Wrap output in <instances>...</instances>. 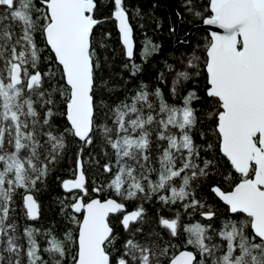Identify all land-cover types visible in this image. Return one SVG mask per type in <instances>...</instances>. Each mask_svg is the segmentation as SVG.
<instances>
[{"label": "snow or ice", "instance_id": "1", "mask_svg": "<svg viewBox=\"0 0 264 264\" xmlns=\"http://www.w3.org/2000/svg\"><path fill=\"white\" fill-rule=\"evenodd\" d=\"M188 7L205 25L222 30L210 33L203 56L191 53L187 67L198 69L202 63L206 70V96L212 105L207 116L215 120L220 153L240 176L230 190L214 186L212 191L236 219L225 221L212 235L211 225L183 226L188 233L186 243L195 252L180 250L171 240L162 242L154 231L146 232L143 206L128 212L123 201L149 199L161 191L171 193L160 195L163 203L188 200L192 195L190 182L206 177L213 165L211 160H203V167L197 163L201 146L192 136L198 121L192 105L200 97L189 92L183 106L176 107L156 89L152 95L159 100L157 107L144 86L131 103L111 110L113 127L98 125L95 70L99 62L93 44V30L102 23L95 18L98 0H40V6L35 0H0V264H25V257L26 264H64L65 241L52 237L48 247L41 249L38 230L26 228L25 249L18 242L10 212L14 211L17 189H25V214L32 220L38 218L39 206L32 190L49 175V165L62 154L68 135L84 145L93 144L99 136L115 151L120 165L108 184L119 201H85L88 189L82 160L77 161L78 178L63 182L67 191L83 193L73 197L69 205L75 213H83L82 219L70 217L77 225L75 237L67 234V241L76 248L71 264H163L162 258H167V264H205L206 258H211V264H264V0H209L207 15L196 9L195 0H188ZM112 18L118 22L126 56L131 60L133 29L125 0H113ZM9 21L19 25V33ZM37 35L54 55L59 80L64 82L61 88L52 85L57 79L55 70L41 69L46 58ZM100 46L105 45L101 42ZM152 49L158 50V46L152 45ZM144 55H149L148 48ZM132 67L135 75L139 66ZM168 68L174 70L171 65ZM190 79L188 71L176 72L173 93L176 85ZM57 97L64 101L62 112L57 108ZM58 114L66 118L67 125L54 133ZM153 132L158 141L167 144L159 156L158 169L151 166ZM104 171L113 169L105 164ZM153 172L158 176L155 181L151 179ZM177 179L182 181L179 187L174 183ZM197 206L203 207L194 199L184 205L185 210ZM117 213L127 233L122 251L116 248L117 236L109 220ZM202 215L211 220L216 214L206 211ZM159 223L171 237L180 235L179 216L161 217ZM140 234L143 240L136 238ZM214 236L225 243H214ZM42 252L48 253L49 259Z\"/></svg>", "mask_w": 264, "mask_h": 264}, {"label": "trees", "instance_id": "2", "mask_svg": "<svg viewBox=\"0 0 264 264\" xmlns=\"http://www.w3.org/2000/svg\"><path fill=\"white\" fill-rule=\"evenodd\" d=\"M37 6H40V0H35ZM209 0H195L197 10L207 15ZM125 7L128 11L129 20L133 28L135 40V52L133 59L126 57L117 24L112 18L113 0H98V9L95 18L102 21L93 30L95 54L98 58L99 67L95 70L96 88L95 99L97 103L98 125L107 124L113 127V121L110 118L111 110L121 103H131L132 97L146 86L150 93L149 99L158 107L159 100L155 95L156 89H160L165 101L176 107L183 106V98L189 92H195L200 100L193 101V107L196 109L198 121L196 127L192 130L194 141L201 146V152L197 163L203 167V160L213 161V165L208 169L206 177L198 176L190 182L189 191L191 196L188 200L177 201L175 204L163 203L160 195L170 196V191H161L152 194L149 199H137L123 201L128 212L133 211L142 205L144 209L145 231H154L159 234L160 240L166 242L171 240L172 244L177 245L180 250L196 251L191 245H187L188 233L183 231V226L211 225L209 234L213 231H220L227 220H235L236 217L228 212L226 205L212 191L214 186H221L225 190H230L231 186L240 179L238 173L232 169L230 163L219 151V141L214 133L216 123L214 119H209L207 114L212 110L209 98L206 96V70L201 63L198 69L188 68L187 61L191 53L195 51L197 55L203 56V48L209 37L206 30L201 29L203 18L194 16L189 11L188 0H125ZM177 21L176 28V18ZM14 30L19 33V25L15 21H9ZM199 28L191 35L193 28ZM190 38L185 41V38ZM37 42L43 48V54L46 59L41 64L42 70L53 69L56 73V80L52 85L57 88L64 86V82L59 80L58 66L53 63L54 55L51 54L43 45L42 37L37 35ZM105 45L100 46V43ZM151 42V44H149ZM152 45L158 46V50H153ZM149 49V55L145 57L144 50ZM133 64L139 66V71H135ZM171 65L174 70L170 71ZM188 71L191 79L181 81L176 85L177 91L173 93V81L176 78V72ZM199 71V75L195 73ZM57 108L59 112L64 110L63 99L57 97ZM145 109V114H147ZM107 114V116L105 115ZM67 125L66 118L62 115L55 117L54 133L62 132ZM178 133V130H173ZM115 136V133H113ZM152 145L150 148L151 166L159 168V156L166 142L158 141L156 134H152ZM66 147L58 160L49 165V175L42 182H38L32 193L39 206L38 219H29L23 207V196L25 189H17L14 197L13 208L10 212V218L17 225L16 235L19 237V243L27 248L26 228L37 229V240L41 249L48 247V241L52 237L65 241L67 255L64 264H71V257L76 248L67 241V234L71 232L75 237L77 235V225L70 219L75 216L82 219V213H75L69 205L73 202V197L81 196L79 192L67 193L63 190L62 184L67 180H73L76 176L77 161H83V170L86 177V188L88 195L84 196L85 201L90 198L99 197L102 200L113 198L120 200L113 189L108 187L114 174L119 169L115 151L105 142L96 136L93 144L84 145L76 137L66 136ZM211 145V147H208ZM81 148L83 151L81 152ZM110 164L113 171L105 172L104 165ZM190 174V173H189ZM153 181L158 179L156 172L151 174ZM175 186L182 185V181L177 179ZM94 188H101L100 192L93 191ZM198 200L203 207L188 208L184 205L191 200ZM206 211L215 212V216L208 220L202 213ZM179 216L181 223L180 235L171 237L169 231L159 223L160 218L175 219ZM121 214L111 216L110 224L117 236L116 248L122 251V245L127 238V233L121 224ZM243 219V217H241ZM143 240V234L136 237ZM214 243L223 244L219 236H214ZM163 246V244H162ZM172 250L170 249V252ZM45 259H49L48 253H43ZM119 254V253H117ZM198 259L200 258L197 253ZM163 264H167V258H162ZM26 264V257H25ZM51 264V262H50ZM205 264H211V258H206Z\"/></svg>", "mask_w": 264, "mask_h": 264}, {"label": "water", "instance_id": "3", "mask_svg": "<svg viewBox=\"0 0 264 264\" xmlns=\"http://www.w3.org/2000/svg\"><path fill=\"white\" fill-rule=\"evenodd\" d=\"M114 19V18H113ZM115 20V19H114ZM179 20V17L177 16V18H176V28L178 27L177 26V21ZM116 22V24H117V29H118V22L117 21H115ZM129 22H130V20H129ZM131 24V23H130ZM133 29V28H132ZM197 29H199V28H193L192 30H191V32H190V35L194 32V31H196ZM201 29H203V30H206L208 33H209V35H210V33L212 32V31H220V32H222V30L221 29H218L216 26H209V25H205L204 23L202 24V26H201ZM118 32H119V29H118ZM119 34H120V32H119ZM190 35L189 36H187L186 38H185V41H187V39H189L190 38ZM120 38H121V42H122V37H121V34H120ZM133 40H134V34H133ZM122 45H123V42H122ZM123 48H124V51H125V54H126V48H125V46L123 45ZM134 52H135V40H134ZM127 57V56H126ZM134 57V56H133ZM128 58V57H127ZM129 59V58H128ZM133 59V58H132ZM78 139V138H77ZM78 175H79V171H78V167H77V171H76V176H75V178L74 179H77L78 178ZM73 179V180H74ZM63 185V184H62ZM62 188H63V186H62ZM63 190L65 191V192H67V193H73V192H79V193H81V195H83V193L82 192H80L79 190H73L72 192H69V191H67L66 189H64L63 188ZM96 193V192H95ZM100 199L99 197H95L94 199ZM219 198V197H218ZM35 199V198H34ZM109 199H113V198H109ZM102 200V199H101ZM221 201V200H220ZM24 202V201H23ZM222 202V201H221ZM223 203V202H222ZM224 204V203H223ZM119 213H117V214H113V215H111V216H115V215H118ZM110 216V217H111ZM38 217H39V213H38ZM82 217H83V213H82ZM38 219V218H37ZM32 220V219H31ZM109 220H110V218H109Z\"/></svg>", "mask_w": 264, "mask_h": 264}, {"label": "flooded vegetation", "instance_id": "4", "mask_svg": "<svg viewBox=\"0 0 264 264\" xmlns=\"http://www.w3.org/2000/svg\"><path fill=\"white\" fill-rule=\"evenodd\" d=\"M122 219V218H121Z\"/></svg>", "mask_w": 264, "mask_h": 264}]
</instances>
